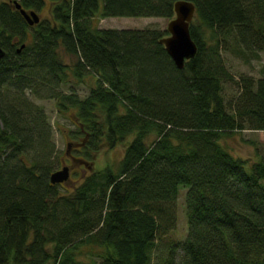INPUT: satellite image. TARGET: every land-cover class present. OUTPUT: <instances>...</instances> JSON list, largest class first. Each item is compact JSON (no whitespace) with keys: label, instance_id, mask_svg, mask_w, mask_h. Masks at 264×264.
Listing matches in <instances>:
<instances>
[{"label":"trees","instance_id":"1","mask_svg":"<svg viewBox=\"0 0 264 264\" xmlns=\"http://www.w3.org/2000/svg\"><path fill=\"white\" fill-rule=\"evenodd\" d=\"M14 1L0 0V264H264V157L249 166L221 142L264 130V74L243 76L232 103L222 53L260 58L264 0H189L198 52L183 69L160 42L168 31L93 25L173 18L178 0H51L33 26ZM18 1L27 11L47 5ZM36 100L74 110L67 148L89 163L92 150L126 143L117 170L85 175L72 190L52 184L53 125ZM181 186L187 237L155 262L177 228Z\"/></svg>","mask_w":264,"mask_h":264},{"label":"rangeland","instance_id":"2","mask_svg":"<svg viewBox=\"0 0 264 264\" xmlns=\"http://www.w3.org/2000/svg\"><path fill=\"white\" fill-rule=\"evenodd\" d=\"M51 0H47V5L40 10V16L46 19L50 16ZM102 9V6L101 8ZM173 18L166 17H107V18H94L93 25L100 28H131V29H144L155 28L162 31H167L168 25ZM226 61V66L232 74L233 80H229L224 84V95L226 100L234 102L241 92V79L243 76H252L255 79L260 78L264 74V51L260 54L259 59H253L250 61L244 60L242 57L236 55L231 50L224 49L222 51ZM66 61H71L70 57L65 56ZM73 89L85 95L89 92L87 84L73 83ZM71 87V85H70ZM68 91L69 88H64ZM37 104L42 105L53 125V135L56 145V152L54 154L55 160L59 161L56 169L61 168V161L65 157L67 149V143L72 140L73 132L77 130L75 123L73 122L74 110L70 109L66 112L60 111L53 100H36ZM133 137L129 138V141ZM221 142L237 157L247 160L249 166L252 163L260 160L264 157V130H251L246 129L242 132H236L230 136L222 138ZM126 143L117 145L114 148L103 147L98 151L92 150L91 160L93 163L90 165L88 171L81 174L82 169L78 174L73 173L71 179L65 182L62 186L64 188L72 190L75 186L80 185L83 182V176L89 175L94 172H100L105 170H117L119 163L121 162ZM90 160V159H89ZM83 164H80L81 166ZM84 168V167H83ZM88 168V167H86ZM188 187L181 186L179 190V197L177 202V215L178 224L177 228L171 231L164 240L159 243L155 249L153 256L154 261H158L159 256L163 255L166 251V245L170 242H176L178 240H184L188 234V221L186 214V193Z\"/></svg>","mask_w":264,"mask_h":264},{"label":"water","instance_id":"3","mask_svg":"<svg viewBox=\"0 0 264 264\" xmlns=\"http://www.w3.org/2000/svg\"><path fill=\"white\" fill-rule=\"evenodd\" d=\"M14 4L21 14L24 16L29 25L38 24L41 20V16L35 10L27 11L22 8V5L18 0L14 1ZM175 16L170 21L167 31L169 34L162 38L160 42L165 46L168 54L173 59L175 65L179 69L185 67L186 61L194 58L198 52V45L193 39L190 31V26L193 23L196 16V6L189 0H178L174 5ZM25 44L21 46L19 52ZM6 51L3 48L0 40V62L5 57ZM74 145L69 143L67 148V154ZM75 161V160H74ZM84 164L89 166V162L85 160L76 161V166ZM75 166H63L62 168L54 171L50 175V181L52 184H61L70 180V171Z\"/></svg>","mask_w":264,"mask_h":264},{"label":"flooded vegetation","instance_id":"4","mask_svg":"<svg viewBox=\"0 0 264 264\" xmlns=\"http://www.w3.org/2000/svg\"><path fill=\"white\" fill-rule=\"evenodd\" d=\"M40 14V13H39ZM41 20H43V18L41 17ZM73 120V119H72ZM72 144V143H71ZM78 148H80V152H83L84 153V148H85V145H81V147H78ZM75 149V147H72L71 148V150H70V152H69V155H66L65 156V158L63 159V163H62V166H65V165H67V166H75L73 169H71V171H70V177H71V181L72 182H74L73 180H72V175H73V173H74V170H75V168H77V167H80L81 169H82V173H83V175H84V173L86 172V171H88L89 170V168H86V167H88V166H85V165H81V166H76V161H82V160H84L85 159V156H84V154L82 155V156H76V155H74L73 154V150ZM75 160V161H74ZM93 163V161H90V163H89V166L91 165ZM84 167V168H83Z\"/></svg>","mask_w":264,"mask_h":264}]
</instances>
